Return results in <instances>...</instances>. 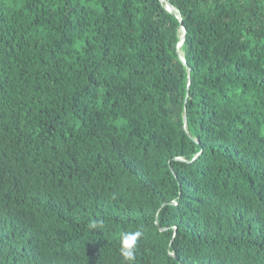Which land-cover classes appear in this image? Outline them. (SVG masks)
<instances>
[{"label":"trees","instance_id":"16d2710c","mask_svg":"<svg viewBox=\"0 0 264 264\" xmlns=\"http://www.w3.org/2000/svg\"><path fill=\"white\" fill-rule=\"evenodd\" d=\"M20 1L0 264H264V0Z\"/></svg>","mask_w":264,"mask_h":264},{"label":"clouds","instance_id":"9594fccd","mask_svg":"<svg viewBox=\"0 0 264 264\" xmlns=\"http://www.w3.org/2000/svg\"><path fill=\"white\" fill-rule=\"evenodd\" d=\"M97 226L96 222L93 221L90 227L95 228ZM141 232H130L122 235L120 253L125 261H131L134 259V248L137 240L141 237Z\"/></svg>","mask_w":264,"mask_h":264},{"label":"water","instance_id":"95a60500","mask_svg":"<svg viewBox=\"0 0 264 264\" xmlns=\"http://www.w3.org/2000/svg\"><path fill=\"white\" fill-rule=\"evenodd\" d=\"M162 2H165V4H166V8H167V10L170 12V13H172V14H174L175 15V11H174V8H173V6L171 5V3L169 2V0H161ZM185 36H186V30H184V33H183V35H182V37H181V44H179V46L178 47H181L182 46V44H183V41H184V39H185ZM184 121L186 122V116L184 117Z\"/></svg>","mask_w":264,"mask_h":264},{"label":"rangeland","instance_id":"374dc122","mask_svg":"<svg viewBox=\"0 0 264 264\" xmlns=\"http://www.w3.org/2000/svg\"><path fill=\"white\" fill-rule=\"evenodd\" d=\"M5 4L7 8H11V9H14V8L18 9L22 5L20 0H5Z\"/></svg>","mask_w":264,"mask_h":264},{"label":"bare ground","instance_id":"6f19581e","mask_svg":"<svg viewBox=\"0 0 264 264\" xmlns=\"http://www.w3.org/2000/svg\"><path fill=\"white\" fill-rule=\"evenodd\" d=\"M165 3V2H164Z\"/></svg>","mask_w":264,"mask_h":264}]
</instances>
